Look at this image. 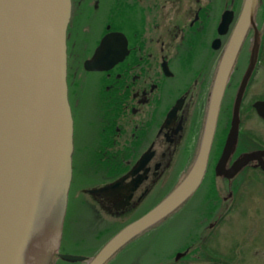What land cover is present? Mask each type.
<instances>
[{"label": "flooded vegetation", "instance_id": "flooded-vegetation-1", "mask_svg": "<svg viewBox=\"0 0 264 264\" xmlns=\"http://www.w3.org/2000/svg\"><path fill=\"white\" fill-rule=\"evenodd\" d=\"M70 1L66 84L72 153L67 204L76 201L96 226L112 218L116 232L152 208L191 166L214 74L243 0ZM103 38L106 42L96 52ZM255 38L256 57L247 73ZM247 155L232 172L235 162ZM181 160L183 174L148 205L155 187ZM258 184L264 186V0L256 1L228 73L201 182L168 215L192 201V211L200 218L180 250L175 247L149 264H243L245 254L246 264H264V245L232 242L223 251L211 242L233 200ZM197 238L199 255L193 256L190 246Z\"/></svg>", "mask_w": 264, "mask_h": 264}, {"label": "water", "instance_id": "water-1", "mask_svg": "<svg viewBox=\"0 0 264 264\" xmlns=\"http://www.w3.org/2000/svg\"><path fill=\"white\" fill-rule=\"evenodd\" d=\"M256 1L243 0L221 55L191 166L152 208L86 257L58 251L71 180L72 117L66 84L71 1L0 0V264H50L54 255L67 262L104 264L194 192L204 174L224 85ZM257 47L255 38L247 73ZM249 156L235 162L232 172Z\"/></svg>", "mask_w": 264, "mask_h": 264}, {"label": "rangeland", "instance_id": "rangeland-1", "mask_svg": "<svg viewBox=\"0 0 264 264\" xmlns=\"http://www.w3.org/2000/svg\"><path fill=\"white\" fill-rule=\"evenodd\" d=\"M90 78L87 76L85 81ZM183 165L181 160L171 166L165 179L155 187L148 205L161 195L166 184H173L183 174ZM248 189L252 192L233 200L229 213L220 218L219 232L211 240L212 244L219 243L223 251L232 242L242 241L258 247L264 245V186L258 184ZM191 204L192 201L188 202L175 214L157 222L154 230L123 246L104 264H149L166 254L170 255L175 247L180 250L184 241L189 240L192 235L190 232L194 229V220L200 218L192 211ZM115 222L112 218L105 217L103 225H93L92 217L82 206L69 199L58 251L90 257L115 231ZM190 249L193 256L199 255L198 238L195 243H191ZM246 263L247 254L244 255L243 264ZM50 264H84V261L67 262L54 255Z\"/></svg>", "mask_w": 264, "mask_h": 264}, {"label": "trees", "instance_id": "trees-1", "mask_svg": "<svg viewBox=\"0 0 264 264\" xmlns=\"http://www.w3.org/2000/svg\"><path fill=\"white\" fill-rule=\"evenodd\" d=\"M81 262V261H80Z\"/></svg>", "mask_w": 264, "mask_h": 264}]
</instances>
